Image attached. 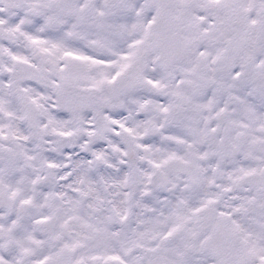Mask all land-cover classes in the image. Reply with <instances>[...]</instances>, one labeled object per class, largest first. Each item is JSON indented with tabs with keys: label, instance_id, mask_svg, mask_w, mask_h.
Returning <instances> with one entry per match:
<instances>
[{
	"label": "snow or ice",
	"instance_id": "obj_1",
	"mask_svg": "<svg viewBox=\"0 0 264 264\" xmlns=\"http://www.w3.org/2000/svg\"><path fill=\"white\" fill-rule=\"evenodd\" d=\"M0 264H264V0H0Z\"/></svg>",
	"mask_w": 264,
	"mask_h": 264
}]
</instances>
